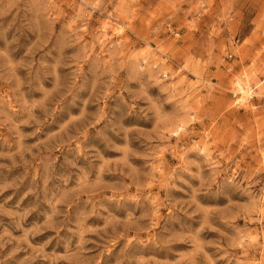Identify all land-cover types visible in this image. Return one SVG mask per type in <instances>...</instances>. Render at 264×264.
<instances>
[{
    "label": "rangeland",
    "instance_id": "374dc122",
    "mask_svg": "<svg viewBox=\"0 0 264 264\" xmlns=\"http://www.w3.org/2000/svg\"><path fill=\"white\" fill-rule=\"evenodd\" d=\"M0 264H264V0H0Z\"/></svg>",
    "mask_w": 264,
    "mask_h": 264
},
{
    "label": "bare ground",
    "instance_id": "6f19581e",
    "mask_svg": "<svg viewBox=\"0 0 264 264\" xmlns=\"http://www.w3.org/2000/svg\"><path fill=\"white\" fill-rule=\"evenodd\" d=\"M238 87H239V86H238ZM240 92H241V93H244V92H245L244 88H241V87H240Z\"/></svg>",
    "mask_w": 264,
    "mask_h": 264
}]
</instances>
